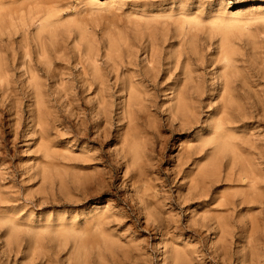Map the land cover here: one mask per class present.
Segmentation results:
<instances>
[{"label": "rangeland", "instance_id": "374dc122", "mask_svg": "<svg viewBox=\"0 0 264 264\" xmlns=\"http://www.w3.org/2000/svg\"><path fill=\"white\" fill-rule=\"evenodd\" d=\"M0 72V264H264V0H0Z\"/></svg>", "mask_w": 264, "mask_h": 264}, {"label": "bare ground", "instance_id": "6f19581e", "mask_svg": "<svg viewBox=\"0 0 264 264\" xmlns=\"http://www.w3.org/2000/svg\"><path fill=\"white\" fill-rule=\"evenodd\" d=\"M6 12V11H5ZM0 73H2V72H0ZM2 76H4V74L2 73L1 74ZM133 98L134 99H136V97L135 96H133ZM39 101V100H38ZM223 103V102H222ZM225 104V103H224ZM37 105H38V108H37V111L40 113V106H41V103H37ZM182 103L180 102V103H178V106H175L174 107V109H175V111L177 110H182ZM225 107H226V105H224L223 106V109H225ZM43 109V108H42ZM174 109H173V111H174ZM222 109V112H226L225 110H223ZM173 111H172V113H173ZM181 112V111H180ZM43 113V112H42ZM41 113V114H42ZM104 113V112H103ZM176 114V113H175ZM223 114H225V113H223ZM105 115V114H104ZM40 118V117H39ZM130 118V117H129ZM223 118V117H222ZM226 118H227V116H226ZM224 119H225V116H224ZM224 119L223 120H221L220 118H219V121H218V125L220 126V127H222L223 125H225V123L223 122L224 121ZM37 120V119H36ZM190 120V119H189ZM226 120V119H225ZM44 121V120H43ZM37 122H40L42 125H43V123H45V122H43L42 123V121L40 120V119H38V121ZM47 122V121H46ZM184 122V121H183ZM218 130H219V127L217 128ZM42 130V129H41ZM220 130L222 131V128H220ZM215 141H217V139L215 140ZM237 157L236 155H233V157ZM236 159H238V158H236ZM236 159L235 158H233L232 159V163L233 164H235L234 162L236 161ZM236 162H238V161H236ZM250 170H251V168H249ZM255 171V170H254ZM206 172H210V170L209 169H204V170H202V173L204 174L203 176H205L206 174ZM201 173V172H200ZM238 174H239V176H241L243 179H248V182H247V184H248V186H250V187H252V188H255V186L257 185V176H256V174L253 172V168H252V171H249V170H247V167H246V169L245 168H241V169H239V171H238ZM202 175V174H201ZM201 177V176H200ZM202 178V177H201ZM257 187V186H256ZM191 188V187H190ZM195 189V188H194ZM196 191V190H195ZM194 192V191H193ZM187 195H189V194H187ZM194 195V194H193ZM195 196V195H194ZM196 197V196H195Z\"/></svg>", "mask_w": 264, "mask_h": 264}]
</instances>
